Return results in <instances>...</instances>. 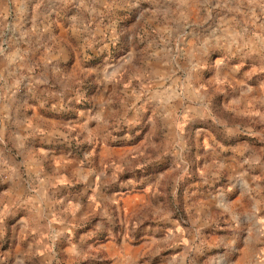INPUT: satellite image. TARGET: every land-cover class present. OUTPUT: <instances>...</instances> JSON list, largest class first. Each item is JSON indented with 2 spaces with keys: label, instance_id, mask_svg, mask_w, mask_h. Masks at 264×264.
Here are the masks:
<instances>
[{
  "label": "rangeland",
  "instance_id": "obj_1",
  "mask_svg": "<svg viewBox=\"0 0 264 264\" xmlns=\"http://www.w3.org/2000/svg\"><path fill=\"white\" fill-rule=\"evenodd\" d=\"M18 55L67 136L5 264H264V0H0Z\"/></svg>",
  "mask_w": 264,
  "mask_h": 264
},
{
  "label": "crops",
  "instance_id": "obj_2",
  "mask_svg": "<svg viewBox=\"0 0 264 264\" xmlns=\"http://www.w3.org/2000/svg\"><path fill=\"white\" fill-rule=\"evenodd\" d=\"M47 67L55 66L59 56H45ZM66 57H62L65 62ZM69 58V56H67ZM49 75L45 72L36 73L31 63H25L23 56L18 55L11 58L0 56V229L4 225L9 226L15 233H25L24 235L36 236L38 240H43L42 248L46 250L48 246L44 243L45 225L49 222L48 217H41L32 212L30 205L36 204L31 194H28L24 186L22 167L32 170V162H27L28 154L34 162L39 174H48V167L45 161H50L52 150L48 144L61 142L67 135L59 130L56 131L55 119L49 118L48 112L56 108L49 100L43 102V96L54 95V91L49 90ZM38 89V91H37ZM79 117L80 122L85 118ZM64 126V125H63ZM58 130V129H57ZM61 133V134H60ZM59 135V136H56ZM65 134V137L62 136ZM59 141H56V140ZM16 148L14 152L11 147ZM31 150L30 153H27ZM56 158V157H55ZM24 161L27 164H24ZM55 162V160H54ZM78 160H67L69 167L78 164ZM61 161L57 166H61ZM66 165V166H67ZM53 168V165H50ZM25 188V192H24ZM48 189V187H45ZM38 210V209H37ZM65 223H61L64 225ZM48 233V232H47ZM32 246V245H31ZM39 246L36 245V250ZM6 254L0 253V264L7 263Z\"/></svg>",
  "mask_w": 264,
  "mask_h": 264
}]
</instances>
